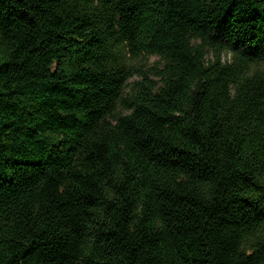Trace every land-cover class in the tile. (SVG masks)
<instances>
[{
  "label": "trees",
  "instance_id": "1",
  "mask_svg": "<svg viewBox=\"0 0 264 264\" xmlns=\"http://www.w3.org/2000/svg\"><path fill=\"white\" fill-rule=\"evenodd\" d=\"M261 64L264 0H0V264H264Z\"/></svg>",
  "mask_w": 264,
  "mask_h": 264
},
{
  "label": "rangeland",
  "instance_id": "2",
  "mask_svg": "<svg viewBox=\"0 0 264 264\" xmlns=\"http://www.w3.org/2000/svg\"><path fill=\"white\" fill-rule=\"evenodd\" d=\"M229 59H230L229 54H225V60L228 61ZM125 62L134 67L144 68L145 70H147V69H152L154 66H156L157 63L159 62V58L150 57L148 59L145 58L129 59V57H127L125 58ZM255 69L264 70V64L256 66ZM139 79L140 78L138 76L134 78V80H139Z\"/></svg>",
  "mask_w": 264,
  "mask_h": 264
}]
</instances>
